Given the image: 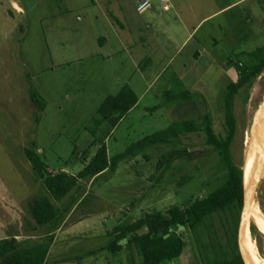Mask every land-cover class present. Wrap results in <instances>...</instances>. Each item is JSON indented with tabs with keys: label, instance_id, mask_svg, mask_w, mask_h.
I'll list each match as a JSON object with an SVG mask.
<instances>
[{
	"label": "rangeland",
	"instance_id": "1",
	"mask_svg": "<svg viewBox=\"0 0 264 264\" xmlns=\"http://www.w3.org/2000/svg\"><path fill=\"white\" fill-rule=\"evenodd\" d=\"M173 1H186L182 20L171 17L174 11L140 15L137 0H0V239L34 245L47 236L31 208L49 192L28 152L40 155L47 175H79L102 143L114 157L177 121L209 113L217 134H225L222 105L228 85L238 79L236 66L253 64L251 53L264 47V0ZM13 2L24 13H16ZM195 28L194 39L184 45ZM127 84L139 104L114 129L103 124L94 135L98 109ZM184 89L192 99L170 103L168 94ZM34 90L44 108L33 101ZM262 106L264 70L235 100L232 151L247 172ZM173 150L183 153L160 166ZM218 163L205 134L191 133L123 160L115 173L83 180L85 199L53 234L58 239L48 264H146L127 240L118 256L102 251L109 234L147 213L187 207L209 195L228 180L218 173ZM253 205L264 217V177ZM253 223L258 226L251 218L252 242L264 264V233L258 226L255 239ZM178 233L188 245L182 264H201L189 230ZM177 254L167 256L166 264H181Z\"/></svg>",
	"mask_w": 264,
	"mask_h": 264
},
{
	"label": "trees",
	"instance_id": "2",
	"mask_svg": "<svg viewBox=\"0 0 264 264\" xmlns=\"http://www.w3.org/2000/svg\"><path fill=\"white\" fill-rule=\"evenodd\" d=\"M251 65L236 66L238 79L232 81L224 94L225 134L214 129L211 114L172 123L168 128L149 135L131 145L125 152L110 157L106 143H102L91 162L73 175L66 171L57 174L46 173V165L38 153L28 152V157L37 174L44 179L49 195L36 199L31 212L38 227H47L46 239L34 245H25L16 237L0 239V264H47V258L54 240V233L60 228L68 214L82 203L87 193L83 180L98 178L107 171L116 172L120 162L160 143H173L174 139L191 133H204L206 144L218 154V173L228 180L204 197L191 202L187 207L172 206L167 212L155 210L133 222L122 223L109 234L110 240L102 251L114 256L123 252L125 246L135 245L146 264H158L174 250L187 245L178 233L181 227L189 230L193 245L201 264H246L239 246V224L245 199L247 170L236 163L232 145L237 135L235 100L240 91L250 87L264 70V47L251 53ZM32 99L38 107L44 108L39 92L32 91ZM170 103L180 104L192 99L190 90L178 95L168 94ZM139 104V97L127 84L116 96H109L97 111L94 119L97 128L108 124L114 129L125 115ZM109 131V130H108ZM183 151L173 150L160 160V166L170 162ZM66 200V201H65ZM62 203L58 206L56 204ZM255 239L260 234L258 226L251 225Z\"/></svg>",
	"mask_w": 264,
	"mask_h": 264
},
{
	"label": "bare ground",
	"instance_id": "3",
	"mask_svg": "<svg viewBox=\"0 0 264 264\" xmlns=\"http://www.w3.org/2000/svg\"><path fill=\"white\" fill-rule=\"evenodd\" d=\"M263 110H264V106L260 108L256 116V124L254 126V135H253V137H255L256 143L253 146L250 145L248 148V152H247L245 166L247 165L249 154H254V160L252 164L253 166H251L252 168L248 172H246V181H245L246 186H249L250 181L255 173L257 166L259 165L261 160L264 158V148H263L262 153H261V148H260V145L261 146L264 145V112ZM260 114L261 116L259 117ZM251 218H254L257 220V224L259 228L264 233V217L256 213L253 204L251 205V208L248 213V220H250ZM243 244L249 256L250 264H259V258L255 250V245L252 242L249 226H247L246 232L243 235Z\"/></svg>",
	"mask_w": 264,
	"mask_h": 264
},
{
	"label": "water",
	"instance_id": "4",
	"mask_svg": "<svg viewBox=\"0 0 264 264\" xmlns=\"http://www.w3.org/2000/svg\"><path fill=\"white\" fill-rule=\"evenodd\" d=\"M243 169L245 170V167H243ZM263 177H264V158L261 160V162L257 166L255 173L250 181L249 186L245 185L244 206H243V210H242V214L240 218V224H239V246H240L243 259L246 262V264H250V261H249V256L243 244V235L246 232L247 226H249L248 213L251 208V205L253 204L255 193L257 192V189Z\"/></svg>",
	"mask_w": 264,
	"mask_h": 264
},
{
	"label": "crops",
	"instance_id": "5",
	"mask_svg": "<svg viewBox=\"0 0 264 264\" xmlns=\"http://www.w3.org/2000/svg\"><path fill=\"white\" fill-rule=\"evenodd\" d=\"M185 2L186 1H183V3L182 2H179V1H176L175 3H174V1L173 0H169V4H170V9L169 10H165L164 8H163V6L159 3V2H156V4H154L153 5V8H151L148 12H150V11H153V10H155V11H159L160 10V12H172V11H174V14L171 16V17H175V19H180V20H182V18L184 17L183 16V12L180 10L183 6H185ZM13 5L16 7H18L19 9H17V12L16 13H18V14H22V13H24V9L22 8L23 6H22V4L21 3H19V2H13ZM177 10V11H176ZM147 12V13H148ZM146 13V14H147ZM162 14V13H161ZM141 15V14H140ZM144 15V14H143ZM197 28V27H196ZM196 28L194 29V30H192V31H190V32H188L187 33V35H186V37H185V40H184V45L186 44V43H189L192 39H194V32H195V30H196ZM139 101H140V98H139ZM80 205H82V203H80L79 205H77L72 211H71V213L69 214V216L66 218L67 220L75 213V211L77 210V208L80 206ZM66 221V220H65ZM79 227V225L77 226V227H74L73 229H75V228H78ZM72 231V230H71ZM70 233V232H69ZM58 239V236H54V240H53V243H56V240ZM52 248V247H51ZM188 248V245H186L185 247H183V248H181V249H177V250H174V251H172L171 253H169V254H167L163 259H162V261L160 262V263H158V264H166V257L167 256H169L170 254H176V253H178L176 256H177V259H179L180 260V262H181V264H182V261H183V258H182V255H183V253L186 251V249ZM50 253H51V249H50V251H49V255H50ZM180 253V254H179ZM49 255H48V258H49ZM48 258H47V264H48ZM187 261H188V259H187ZM184 262V261H183ZM62 264H64V263H62Z\"/></svg>",
	"mask_w": 264,
	"mask_h": 264
},
{
	"label": "built area",
	"instance_id": "6",
	"mask_svg": "<svg viewBox=\"0 0 264 264\" xmlns=\"http://www.w3.org/2000/svg\"><path fill=\"white\" fill-rule=\"evenodd\" d=\"M138 6H137V12L141 15L146 14L151 8H153V5L155 2H159L165 10L170 9L169 0H137Z\"/></svg>",
	"mask_w": 264,
	"mask_h": 264
}]
</instances>
